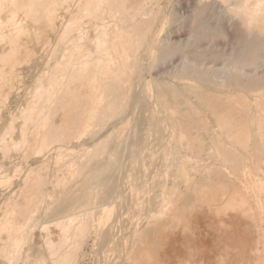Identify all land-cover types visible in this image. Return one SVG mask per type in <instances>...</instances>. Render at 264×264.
<instances>
[{
    "label": "bare ground",
    "instance_id": "bare-ground-1",
    "mask_svg": "<svg viewBox=\"0 0 264 264\" xmlns=\"http://www.w3.org/2000/svg\"><path fill=\"white\" fill-rule=\"evenodd\" d=\"M197 1L200 4H205L207 0ZM146 3L147 0H0V156L2 157V160L0 159V205L2 206V211L0 212V239L2 237L5 238L3 245L0 244V257H2L4 262H11L14 258V251L19 250L24 240L27 239L28 232L25 230L27 226L29 224L37 225L38 223L36 219L38 217L35 216V213L40 206L42 207V201H45L44 186L47 183L42 170L47 166L50 153L53 152L52 150H58L56 159H54L59 163L62 161L60 160L63 156L62 154L69 149L67 143L78 141L80 145H85L87 141L97 139L102 133L106 135L107 130L105 127L93 132L94 128L97 125L105 126L113 118L121 115L129 116V118L122 128L120 139L111 145L109 137H105L101 144V148L106 152V158L104 160H96L91 172L85 174L86 172L82 171L81 165L75 167L78 163L75 160L76 157H72L68 169L73 172H70L69 175L72 173L76 175L73 174V178H58V187L60 188L57 187L58 189L54 192L56 195L58 194L57 197L59 199H56L57 206L55 208L66 207L67 209L76 210V212L74 211L69 215L70 221L58 224L62 228L64 236L60 242H55L49 236L46 239L47 251H60L58 259L51 260L50 264H73L76 248L79 246L77 245L79 244V237L88 233L92 220L91 216L94 213L88 210L84 212V218H79L81 216H78L77 212L82 210L94 197H97V190L91 185L99 180V172L108 168L109 161L114 156L122 154L129 145V139H131L130 142L133 149H135L144 128L147 125H153L155 129L159 128L162 121H166L164 129L167 131L163 136L166 133L177 135L178 140L187 145L189 153L196 157L197 161L194 162L189 158L184 160L180 167L179 177L185 181L186 185L184 184V186L189 189L187 192H184L187 189H181V185L180 188L178 187L179 180H176L174 175H172L173 179L171 175L169 176L172 179L170 185L164 180L161 185L163 187V194L160 199L161 212L160 214L151 215L148 220L149 223H154L155 225V223L160 222L159 224H161V220L177 215L180 208H178L177 203L180 198L186 197L181 194H187L190 190L192 191V196L195 193L200 204L204 203V201L214 202L217 196L220 197L223 193L224 195L221 198L223 199V197L227 196V199H225V204L227 205H224L223 202L222 204L228 207V210L231 207L236 210L237 208L235 207L237 206L242 210L244 216L250 217H248L249 220H251L253 215L254 219L256 217L259 219H256L259 222L263 219L260 208L264 205V196L261 195L264 189L260 190L256 186H251L252 179L244 176V173L253 172V169H255V167L252 168L250 165V160L255 156L261 161L257 167L260 170L264 168V69L261 75L259 73L250 74L253 70L258 69L259 65L261 66L260 63L264 58V0H240L238 4H235V8L232 7V11L238 17L240 27L246 32V36L252 39L249 44H252L248 48L242 49L243 51L246 50V52H243V55L240 54L239 60L236 57V61L234 62L233 60L232 66L230 65L225 72L226 75L228 73V81L233 83L231 85H245L248 87L247 91L249 89L259 90L257 94L253 95L242 91L240 94L237 91V94H226L223 89L213 88V85L215 84L216 86L218 82L216 83L210 77L212 70L210 68L203 69L191 63H185L182 66L184 67V72H186L184 76L190 79L184 80L182 84H177L178 82L176 84L174 82H153L152 86V84L145 82L142 76L143 63L138 51L139 47L144 46L145 42L139 46V40L137 41L136 39L138 31L135 27L137 24L135 20L137 15L141 13L140 11L145 9ZM204 6H202L203 10ZM204 11L201 12L204 13ZM107 18L110 20H107ZM202 25H200L202 29L199 28L201 30L198 34L207 36L206 32L208 33L210 29L206 28L207 30H205V25ZM149 29L150 27L145 31ZM147 32L149 33V31ZM201 40L200 43H202ZM181 43H176L177 47ZM186 44L188 45V43ZM46 46H50L51 50V53H47L50 54V57L45 55L49 61L44 57L47 62L42 63L44 67L39 74L37 73L36 85L32 92L31 100L21 110L22 123L18 129L19 135L16 137V119L13 114H4L3 110L7 100L10 97H14L18 87L19 76L22 75L24 69V65L22 67L21 64L30 63L31 61L35 63L37 61H35L37 53ZM183 46L186 47L185 44ZM164 47L163 45L162 48L164 49ZM161 51L162 56H160L164 62L170 59L174 53L179 52L175 47L169 46V44H166L165 49ZM38 62L40 63V61ZM20 66L22 70H19ZM247 67L251 68L249 69L250 72L243 73ZM139 87H142V89L138 93L136 89ZM203 108L211 111L212 114L210 115L213 118V122L222 126L224 128L223 132L215 129L214 125H212L213 130L209 127L210 125L208 126L207 123H211V120L208 119L207 115L209 114H206L207 112ZM145 111L150 113L145 114ZM159 112L164 115H160ZM198 128H202V130L199 131ZM125 131L128 134H125ZM206 135H209L212 139L211 145L207 144L208 147L205 146L206 142H203ZM57 142H59L57 144L58 147L55 148L53 145ZM235 142H239L240 148L243 147L244 149L249 143H252L254 149L250 150L247 156L244 152H239L236 149ZM13 150H20L23 157L27 160L31 156H43L44 159L39 166L31 165V163H29L30 166L26 165L28 167L26 172H9L8 168L10 167H8L9 160L7 158H10ZM80 151L82 152L78 157L82 160L88 159L89 153H92L86 148ZM98 152L97 150L93 153ZM206 154L210 159H214V162H207L208 157H206ZM85 163L87 164V162ZM19 169L15 168L16 171H19ZM259 169L258 171H260ZM238 170L241 173L244 172L240 174L242 175V183L240 185L237 181H234L235 179L229 173H236L237 175ZM194 172L202 173L197 178L198 176L196 177L193 174ZM206 172H214V174L218 172V174L216 173L218 178L211 177L213 174L210 177L207 174L206 177ZM85 175L87 177L84 178ZM75 177L80 178L75 179ZM15 178H18L19 185L15 184V182H18ZM261 180L260 182H264ZM217 186L218 188L222 187V189L220 188L223 190V192L220 190L221 194L213 191L214 187L217 188ZM178 189H181L184 193L181 192L180 194ZM229 190L231 193L228 195L227 192ZM112 192L107 191L106 194L104 193L103 201L110 197ZM221 198H218V202L222 200ZM194 202L197 201L194 200ZM187 203L189 207L191 203ZM209 205L211 206L212 204H208V207ZM219 206L217 205V207ZM98 207L96 216L105 212L102 206ZM188 207L185 208L190 211L191 208L188 209ZM217 207L216 209H218ZM224 209L223 212L226 211ZM234 209L233 211H235ZM182 211L184 212L185 210L182 209ZM182 214L185 216V212ZM259 222L251 223L260 224ZM146 230L145 232L147 233ZM258 231L260 233L256 232V234H259L257 235L258 238L259 236L264 238V229L260 227ZM145 232L143 235H145ZM108 234V231L104 230V233L102 232L101 236H104L102 238L103 241H101L105 242L104 244H107L104 237L106 239ZM137 237L134 236V238ZM135 240L138 242V238ZM190 241L192 242V240ZM139 242L138 244H140ZM145 242L147 243L148 240H145ZM68 243L72 244L69 248L66 247ZM224 244L226 245V243ZM260 244L263 245L262 243ZM65 247L67 249H64ZM147 247L150 248V245H147L146 249H148ZM131 249L130 252L135 250ZM150 252L146 254H150ZM140 255L137 254L136 257H141ZM223 257L221 255L220 258ZM149 260L152 261V259ZM131 262L133 263V261ZM135 262L139 261L136 260ZM145 263L147 264V261ZM185 264H188V260ZM225 264L227 263L225 262Z\"/></svg>",
    "mask_w": 264,
    "mask_h": 264
},
{
    "label": "rangeland",
    "instance_id": "rangeland-1",
    "mask_svg": "<svg viewBox=\"0 0 264 264\" xmlns=\"http://www.w3.org/2000/svg\"><path fill=\"white\" fill-rule=\"evenodd\" d=\"M214 1L215 0H209V1L207 0L205 3L206 5L204 3H202L203 4L202 5L197 0H147V3L144 6L145 9L140 11L141 13L137 15V18L135 20L137 23V24L135 23L136 24L135 27L136 30L138 31V34L136 35V39L137 41L139 40L138 41L139 46L144 42L146 43V44L144 43V46L143 45L141 47L138 46L139 47L138 51L140 52L141 60L143 63L142 76L145 82L150 83V85L152 84V86H153V82L154 83L174 82L175 84L178 82L177 84L180 83L182 84L184 80H190L184 76V74L186 75V72H184V67L182 66L185 63L186 64L191 63L198 65V67H201L203 69L210 68L212 70L210 72L211 75L210 77H212L213 78L212 80H215L216 83L217 82L219 83V84L217 83L216 86L214 84L213 88L218 87L220 89H223V91H225L226 94L228 93L237 94V92H239L238 94H240L242 92L244 93L247 92V94L253 95L258 93L259 90H255V89H253L255 91H253L252 89H249L247 91L246 89L248 87L245 85H241V86L231 85L232 82L228 81V73L226 75L225 72V70L228 69L231 63H233V60L234 62L236 61L235 60L236 57L238 59L240 58L241 55H243V52L244 53L246 52V50L243 51L242 49L244 48L246 49V47L248 48V46L252 44V43L249 44V42H252V39L246 36V32H244L243 28L240 27L241 26L240 23H238L239 22L238 17L232 11V7L235 8L236 7L235 4H238L240 0L238 1L216 0V2ZM202 6H204L203 8L205 11L202 9ZM201 11H204V13ZM107 20L110 19L107 18ZM200 25L202 26L205 25L206 26V27L204 26L205 30L210 29L209 30L210 33L209 31L208 33L206 32V35L208 37L204 36L203 34H198L202 29ZM148 27H150V29L147 30L149 31V33L145 31L146 29H148ZM179 39L181 40L182 43L185 42L184 44L186 45V47L183 46L184 44H182ZM200 40L202 43H200ZM176 43L177 44L181 43L180 44L181 47L180 45H178L179 47H177ZM186 43H188V45ZM166 44L175 47L176 50H178L179 52L174 53L170 59L164 62L162 61L161 58L162 56L161 50L165 49ZM163 45L165 46L164 49L162 48ZM182 47L184 48L182 49ZM149 48L150 49L153 48V49L150 50ZM49 50H50V46H46L44 47V49H40L39 50L40 52L37 53L36 55L35 61L36 60L37 61L35 63L31 61L30 63L21 64L22 67L24 65L23 67L24 69L22 75L19 76L20 80L18 82V87L15 91L14 97H10L6 102L3 113L4 114L8 113L11 115L13 114V116L15 117L16 119L15 124L17 127L15 131L16 137H18L19 135L18 129L22 123V118L20 116L21 110L25 108L28 101L31 100L32 98V92L36 85L37 73L39 74L42 71L44 67L42 66L44 64L43 62L49 61L45 57V55L47 57H50V54H47V53H51V50L50 51ZM44 57L47 61L44 60ZM263 60L260 63L261 66L259 65L258 66L259 68L256 69L255 71L252 69L253 72H250L249 69L251 68L247 67L246 69H244L243 73L250 72V74L252 75L257 73L261 75L264 69ZM38 61H40V63ZM22 67L20 66L19 70H22ZM224 82L225 84H227L226 86ZM141 89L142 87L137 88L136 92L139 93ZM203 109L207 112L206 114H209L207 116L208 119L211 120L210 122L212 123V124L207 123L208 126L210 125L209 127L213 130L212 125H214L215 129L221 130L223 132L224 128L220 126L218 123L213 122V118L210 115L212 114L211 111L207 108H203ZM149 113H150L149 111H145V114H149ZM159 114L164 115L162 114V112H159ZM128 118L129 116L121 115L113 118L111 122L109 124H106L105 126L97 125L94 128L93 132L99 131L103 127H105V129L107 130L106 135H103L102 133L97 139H92L87 141L85 145H80V142L78 141L67 143L69 149H67L64 152V154H62L63 156L60 159L62 160L60 161L61 163L60 162L57 163V160H55L58 150L57 149L52 150L53 152L50 153L49 162H47L48 163L47 166H45V168H43L42 170V172L45 174L44 177L46 178L47 183L44 186L45 187L44 193H46V195L44 194L45 201L44 200L42 201L41 203L42 207L40 206L39 207L40 209L38 208L37 212L35 213V216L38 217L36 218L38 220V223L37 225L29 224L28 226H30L31 228L30 227L28 228L27 226L25 230L26 232H28L27 233L28 237L26 240H24L20 249L14 251V258L11 260V262H4L2 257H0V264H50L51 260L58 259L60 251H54V252H50L49 250L47 251L46 239L49 236L55 242L58 241L60 242L64 236H63L62 228L58 224H62L65 221H70L69 215H71L72 212L74 211L76 212V210L67 209L66 207L64 208L61 207L60 209L55 208L57 206L56 199L57 198L59 199V197H57L58 194L56 195V193L54 192L55 190L60 188L58 187L59 185L58 178H63V177L73 178V174L76 175L75 173L69 175L70 172H73L71 170L69 171L68 169L69 168L68 165L72 157L73 158L76 157L75 160L78 163V165L75 167H79L81 165L82 171L86 172L85 174L91 172V168L93 167L96 160H104L106 158V152H104L103 148H101V144L103 143L105 137H109V142L111 145L115 144L120 139L122 128L127 123ZM165 122L166 121H162L160 127L156 129L153 125H147L144 128L143 132L141 133L135 149H133L132 143L130 142L131 139H129V145L122 152V154L114 156L109 161L108 168L106 170L99 172V177H98L99 180L97 181V183H93L91 185L92 187L96 188L97 197H94L89 203L86 204V206L82 210H78L77 212L78 216H81L79 218H84L85 211L90 210L94 213L91 216L92 220L89 226L88 233L79 237V244H77L79 246H77L76 248L77 250L75 257L73 259V264H142V263L146 264L145 261H147V264H152V263L185 264L187 260H188V264H197L200 262V259L201 262L203 261L202 262L203 264H219V263L225 264V262L227 264H255V263L262 264L264 261L263 260L264 256H262L264 254L263 253L264 251H262L264 250L263 247L264 238H260V236L258 238L257 235L260 234L258 228L262 227V229H264V210H263L264 205L262 204L263 206L260 208L263 219L261 220V222H259L257 221L259 220L257 219V217L254 219V215L252 216L253 219L251 218V220H249L250 217L244 216L242 214V210L237 206L235 207L238 209V210L236 209L237 211L234 209V207L233 209L235 211H233L232 207L229 208L228 210L227 209L228 207L224 206L227 205L225 204L226 203L225 199H227L226 198L227 196L223 197V199L221 198L224 195L222 193L223 190H221L222 187L218 188L217 186V188L216 187H214V189L212 188L213 191H216L217 194H221V193L222 194L220 197L217 196L216 200L215 201L213 200L214 202L211 203L210 201H208L209 203L207 201H206L207 203L204 201V203L200 204L199 199H197L195 193L192 196L191 190L189 191V193H187L188 194L187 197V194H185L184 192H187L189 189L187 188V186L186 187L184 186V184L186 185L185 181L181 180V178L179 177V174L181 172L180 167L184 160L191 158L192 161L195 162L197 161V158L193 157L192 154L189 153L190 151H188L187 145L181 143V141L178 140L177 135H169V133H166V135L163 136V134L167 132L166 129H164L166 124ZM198 130L201 131L202 128H198ZM126 131L125 134H128ZM160 133H162V135H160ZM211 140L212 139L211 137H209V135L205 136L203 142H206L205 143L206 147H208L207 144L209 146L211 145ZM58 143L59 142L54 143L55 145L53 146L55 148L58 147L57 146ZM239 144H240L239 142L238 143L235 142L236 149L239 152L242 153L244 152L245 155L247 156L250 153L249 151L254 149L252 147L253 146L252 143H249V145L251 146L249 145L246 146V149H244L241 146L247 152L246 153L242 148H240ZM83 148L89 149V151L92 152L89 153L88 159L82 160L80 159V157H78L79 154L82 152L80 150ZM97 150L99 151L98 153H93L94 151ZM206 157H208L207 154ZM0 159L2 160L1 156ZM7 159L9 160V161L6 160L9 162L8 164V167H10L8 168L9 172L12 171L26 172V170L28 169L27 166H30L29 163H31V165L34 166H39L44 158L43 156H31L27 160L25 159V157H23V154L21 153L20 150L19 151L13 150L11 152L10 158ZM257 159L258 158L255 156L253 159L250 160L251 167L252 168L255 167L256 170L253 169V172H245V173L243 172V173L244 176L252 179L251 186L253 187L256 186V188L258 187L260 190H263L264 182H260V180L263 179L261 181H264V176H263L264 172H262L264 168L263 170H260L259 167H257V165H259L261 162L259 161V159L257 161ZM252 160H254L256 163ZM206 161L214 162V159H210L208 157V160ZM62 162L64 165L62 164ZM85 162H87V164ZM14 166L17 169L20 168L19 171H16ZM258 169L260 171H258ZM239 172H237V175L236 173L234 174L233 173L231 174V172L229 173L230 176L235 179L234 181L235 182L237 181L238 184L240 185L242 183V175L240 174L243 173H241V171ZM201 173L202 172L200 173L194 172L193 174L196 177L198 176L197 178H199ZM216 173L218 174V172H215V174L214 172L211 173L206 172L205 176L208 174L207 176L210 177L213 174L211 177L218 178L217 177L218 175H216ZM170 175L171 178L172 175H174L176 177L175 179L179 180L178 183L179 188L182 186L181 187L182 190L187 189L184 192L181 189H178L179 193L180 194L181 192L184 193L181 195L183 196L185 195L186 197L184 196L185 198L183 199L180 198V201L177 203L178 208L180 207L177 215L161 220L162 221L161 224L163 225L159 224L160 222L155 223L154 225V223H149L148 220L150 219L151 215L160 214L161 212L160 199L162 198V194H163V187L161 185L164 182V180L168 182L169 185L171 184L173 178L171 179L169 177ZM221 176L224 177L223 175ZM258 176L260 177V179ZM85 177L87 176L85 175L84 178ZM76 178L79 179L80 177H75V179ZM15 180L18 181L15 182V184L19 185L18 178H15ZM260 183L263 184L261 185ZM15 187L18 189L17 186ZM107 191H111V192L113 191L112 195L104 199L103 201L102 197L104 196V193L106 194ZM218 191H220V193H218ZM54 193L56 196L54 195ZM227 193L229 195L231 193L230 190ZM261 195L264 196V190L262 191ZM218 198H221L223 201L220 199L221 201L218 202L219 201ZM194 200L197 202H194ZM52 201L53 203L51 204ZM187 202L191 203L189 207ZM201 202L203 201L201 200ZM222 202L224 205L222 204ZM216 203L221 207L220 206L217 207ZM208 204H212V205L211 206L209 205L208 207ZM215 205L218 209L214 207ZM98 206H102L105 212L96 216V212L99 209ZM1 207L2 206L0 205V212L2 211ZM185 207H188V209L191 208L190 211L186 210ZM42 208L44 209V211ZM223 208L226 209V211L224 209L225 212H223ZM182 209L185 210L184 211L185 216L182 214L184 213ZM179 215L180 217H178ZM251 222H259L260 224L258 223L252 224ZM158 224L160 225V227ZM256 225L260 227H257ZM145 226L148 228H146ZM108 228L109 230H107ZM145 229H147L146 230L147 233L149 232L148 234L145 232ZM104 230L109 232L108 234L109 237L107 236L108 238L106 237V239L104 237V240H106L107 244H104L105 242H102L103 241L102 238L104 235L103 236L101 235L102 232L104 233ZM134 231L137 233H135ZM138 232L140 236L138 235ZM144 232L145 235H143ZM256 232H258L259 234L258 233L256 234ZM134 236L135 237L138 236L137 238H138V242L140 241L139 242L140 244L136 242L137 240L135 239L137 238H134ZM258 239L259 240L261 239L260 241L262 242H260ZM145 240L146 241L148 240L147 242L148 244L145 242ZM190 240H192V242ZM4 242H5V238L2 237L0 239V244L3 245ZM259 242L262 243L263 245H261ZM151 243L154 246L153 245L151 246ZM224 243H226V245ZM71 245H72L71 243L70 244L68 243L66 247L69 248L71 247ZM132 245L133 246L137 245V246L136 248L135 246L133 248ZM138 245H140L141 247ZM147 245L148 246L150 245V248L149 247L147 248L151 252L146 251L148 250L146 249ZM190 245H191V249H190ZM254 245L257 247H255ZM66 247L64 249H67ZM143 247L145 248V250H143L144 249ZM131 248L133 250L134 249L136 250V251L134 250L135 252L131 251L133 254L135 253L136 255L135 254L133 255L130 252ZM142 251L143 253H141ZM260 251L262 252L261 253L262 255L260 254ZM147 252H150V254H146ZM137 254L138 255L141 254L140 256L143 259L141 257L137 258L136 257ZM221 255L222 257L224 256L223 258L225 259L220 258ZM256 255L258 256V258ZM128 256L131 257L130 260L133 261V263L129 260L130 257ZM262 257L263 259L260 260V258ZM135 259L139 262H135L136 261ZM149 259H152L153 262L150 261ZM248 260L250 263L248 262ZM183 261L185 262L183 263ZM261 261L262 263H260ZM201 262L199 264H202Z\"/></svg>",
    "mask_w": 264,
    "mask_h": 264
}]
</instances>
